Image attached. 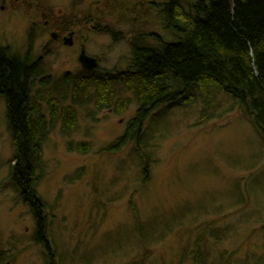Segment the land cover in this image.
<instances>
[{"label": "rangeland", "instance_id": "1", "mask_svg": "<svg viewBox=\"0 0 264 264\" xmlns=\"http://www.w3.org/2000/svg\"><path fill=\"white\" fill-rule=\"evenodd\" d=\"M96 1L45 0L60 12L55 18L79 25L74 47L54 44L46 55L41 49L48 39L39 30L27 37L31 14H0V46L23 57L31 51L32 59L44 55L31 81L32 97L50 124L37 191L47 205L58 260L133 264L145 256L144 264H195L200 256L205 264H264V147L238 109L206 122L201 105L175 111L161 124L172 127L170 133L151 141L154 157L143 173L139 167L146 158L131 153L132 146L111 148L137 105L116 114L113 106H81L73 98L74 85L63 77L79 74L80 41L98 57L102 72L124 68L135 30L162 33L150 2L166 0H112L100 12ZM48 101L59 106L52 110ZM70 115L75 121L68 122ZM7 126L0 97V264H44L32 240L36 224L30 208L8 181L13 148Z\"/></svg>", "mask_w": 264, "mask_h": 264}, {"label": "trees", "instance_id": "2", "mask_svg": "<svg viewBox=\"0 0 264 264\" xmlns=\"http://www.w3.org/2000/svg\"><path fill=\"white\" fill-rule=\"evenodd\" d=\"M150 5L157 9L162 33L135 30L124 68L64 78L65 83L74 85L73 98L81 106H113L115 113L121 114L137 105L124 134L111 148L132 146L131 153L146 158V163L137 167L147 173L154 157L151 141L156 134L165 137L172 128L162 127L163 120H172L175 111L194 105L202 106L204 122L238 109L264 147V0H166ZM123 6L128 8L127 3ZM30 72L26 60L0 58V97L5 101L13 148L8 181L30 208L36 224L32 240L41 248L44 264H63V256L58 260L50 239L47 205L37 191V172L42 168L50 124L32 97L31 81L37 75ZM42 85L47 87L49 82ZM62 96L60 92V100ZM56 106L58 102L51 109ZM70 121H75L72 115ZM135 230L140 235L144 232L138 224ZM195 259V264L206 262L200 256ZM145 260L142 256L133 264Z\"/></svg>", "mask_w": 264, "mask_h": 264}, {"label": "flooded vegetation", "instance_id": "3", "mask_svg": "<svg viewBox=\"0 0 264 264\" xmlns=\"http://www.w3.org/2000/svg\"><path fill=\"white\" fill-rule=\"evenodd\" d=\"M110 1L112 0H97L94 4L95 5L94 7L96 8L97 12H100L99 11L100 8L103 9V7L108 5L107 3ZM8 12L9 13L23 12V13L31 14L33 16L34 19L31 22L29 31L27 32V37L30 40L33 39L35 31L39 30L41 32V36L48 39L45 42V44L42 45L41 51L45 52L44 55L50 52L51 45L59 44L62 46H68L69 48H72L77 43V41L75 40V38H77L76 26L79 25L74 24L72 22L68 23L66 19L62 20L59 18H55L56 14L57 13L60 14V12H57V10L51 5L45 4V0H0V14L2 15V13H8ZM96 25L98 28L99 25L101 24L99 25L96 24ZM85 46L86 45L84 41L83 40L80 41L79 47H77L79 49L77 60L79 61V57L81 53L85 52L87 56L95 58L98 62V65L96 69L86 70L80 64L79 71L75 73H82L84 75L85 73H90L97 70L99 66L98 57L89 54ZM8 50H9V46H0V58L5 56L7 58L9 57L16 60H22V59L26 60L27 66L31 68L30 73H37L39 61L44 59L43 57L44 55H40L38 58L32 59L34 58L33 57L34 55L31 51L23 57V55L18 53H8L7 52ZM64 73L70 74L72 72L69 71ZM64 78H66V76H64L63 79ZM63 81L66 82V79H64ZM64 88H66V86Z\"/></svg>", "mask_w": 264, "mask_h": 264}, {"label": "water", "instance_id": "4", "mask_svg": "<svg viewBox=\"0 0 264 264\" xmlns=\"http://www.w3.org/2000/svg\"><path fill=\"white\" fill-rule=\"evenodd\" d=\"M80 64L86 70H93L97 68V60L93 57L87 56L85 52H82L79 57Z\"/></svg>", "mask_w": 264, "mask_h": 264}, {"label": "bare ground", "instance_id": "5", "mask_svg": "<svg viewBox=\"0 0 264 264\" xmlns=\"http://www.w3.org/2000/svg\"><path fill=\"white\" fill-rule=\"evenodd\" d=\"M98 63V62H97Z\"/></svg>", "mask_w": 264, "mask_h": 264}]
</instances>
